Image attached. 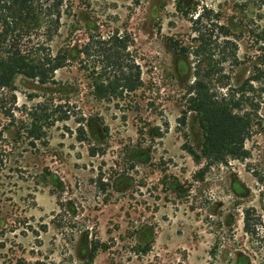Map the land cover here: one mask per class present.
<instances>
[{
    "label": "rangeland",
    "instance_id": "obj_1",
    "mask_svg": "<svg viewBox=\"0 0 264 264\" xmlns=\"http://www.w3.org/2000/svg\"><path fill=\"white\" fill-rule=\"evenodd\" d=\"M62 6L58 31L44 20L26 44L43 47L38 58L61 53L66 66L50 83L19 75L14 93L0 90V264H264V92L254 94L262 128L246 142L248 157L214 166L188 152L200 150L202 132L186 95L200 45L197 14L213 11L200 27L219 45L215 61L220 51L231 55L224 40L236 43L239 63L221 65L235 88L264 55V0ZM117 34L142 85L98 99L93 86L110 75L102 55L110 45L82 52L91 38ZM35 125L38 139L29 133Z\"/></svg>",
    "mask_w": 264,
    "mask_h": 264
},
{
    "label": "trees",
    "instance_id": "obj_2",
    "mask_svg": "<svg viewBox=\"0 0 264 264\" xmlns=\"http://www.w3.org/2000/svg\"><path fill=\"white\" fill-rule=\"evenodd\" d=\"M62 7V0H53L50 4H44L42 0H0V19L3 24V31L0 32V90L14 93L15 78L19 75L38 80L41 84L50 83L54 81L55 72L66 66L64 61L67 58L61 53L56 56L50 53L43 58H38L37 53L43 47L39 43H34L33 47L28 46L31 44L30 36L39 31L44 20L51 21L54 32L58 31L59 26L54 25L60 23ZM212 14V10L204 9L193 20V24L196 25L195 30L199 34L197 41L200 45L197 49L194 48L196 59L193 68L194 79L186 94L188 111L195 114L202 132L200 150L188 147V152L196 163L206 161L209 166L227 165L232 160L248 157L246 142L252 137L256 127L262 128L259 116L260 105L254 103L256 97L254 94L259 89L264 92V55L258 63L256 62L257 64H254L252 74L243 84L235 88L230 84L231 79L223 74L221 65L230 57L239 63L235 51L237 45L224 40L227 50L233 49L231 55L229 54L231 50L228 53L226 50L220 51L218 54L220 59L215 61L217 56L215 52L219 45L211 41L213 33H203L200 27L205 19L211 18ZM53 27L51 26V30L47 31V41H52ZM221 29L226 30L223 34L226 39L232 36L226 28L221 26ZM207 35L209 40L206 38ZM103 45H110L102 52V55L112 70L109 77L100 80L102 77L99 76L101 77L98 78L99 82L97 80L94 82L95 96L98 99L120 98L126 93L136 92L142 85L141 70L136 61L129 58V54L121 55V50H127L126 40L122 36L117 34L109 37L108 40L101 39L98 42L91 38L82 54L91 57L90 50L93 47L94 49L102 48ZM174 50L184 59H188L190 55L188 48H184L180 43L174 45ZM224 79L229 81L225 82ZM255 83L259 85L258 89H255ZM224 89H227V92L223 93ZM13 100L16 101L15 94H13ZM59 108L62 110L61 107ZM4 113L7 114V112ZM183 123L186 124L185 119ZM36 127L35 125L29 133L38 139L40 133ZM82 133L84 134L83 128ZM91 154L95 155L96 152L91 151ZM249 219L250 216L247 214L246 227H248ZM96 250L97 248H92L91 259Z\"/></svg>",
    "mask_w": 264,
    "mask_h": 264
}]
</instances>
